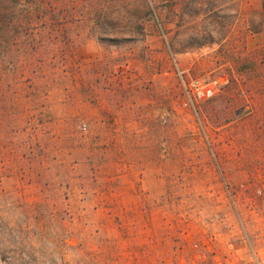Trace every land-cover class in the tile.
<instances>
[{
	"label": "rangeland",
	"instance_id": "374dc122",
	"mask_svg": "<svg viewBox=\"0 0 264 264\" xmlns=\"http://www.w3.org/2000/svg\"><path fill=\"white\" fill-rule=\"evenodd\" d=\"M12 6L24 26L0 47V264H193L194 243L226 252L244 232L264 255L262 0ZM194 79L217 95L202 124L184 106Z\"/></svg>",
	"mask_w": 264,
	"mask_h": 264
},
{
	"label": "built area",
	"instance_id": "2783aa9c",
	"mask_svg": "<svg viewBox=\"0 0 264 264\" xmlns=\"http://www.w3.org/2000/svg\"><path fill=\"white\" fill-rule=\"evenodd\" d=\"M183 84L187 97L185 107L195 108L196 104L214 95L213 90L208 88L211 83L194 79L189 84L183 81ZM193 248L197 253L196 262L193 264H264V255L258 251L246 232L241 237L239 246L229 244L226 252L219 251L216 246L211 247L199 242L194 243ZM181 264L187 262L182 261Z\"/></svg>",
	"mask_w": 264,
	"mask_h": 264
},
{
	"label": "trees",
	"instance_id": "16d2710c",
	"mask_svg": "<svg viewBox=\"0 0 264 264\" xmlns=\"http://www.w3.org/2000/svg\"><path fill=\"white\" fill-rule=\"evenodd\" d=\"M11 1L12 0H0V5L4 6V4L11 2ZM9 4L6 6V8L10 7ZM262 6H263V11H264V0H262ZM16 10H17L16 6L15 7L12 6L7 13H5V12L3 13L0 10V47L4 46V45H2V42H3V38L5 35H6V40H7L5 43H7V42L13 40L15 38L17 32L19 31L20 27L24 26V23L22 20H21L22 23L19 22ZM6 11H7V9H6ZM102 17H103L102 13L98 15V17L96 19V25L101 24ZM134 26H137V24H134ZM134 26L132 25L131 28H134ZM140 34H143V33H142V28L139 25L135 30L130 31V33L128 34L129 37H125V39H123V40L134 41V40H136V38L138 36H140ZM126 38H128V39H126ZM99 40L101 42H111L113 44H119L121 42V39H119L118 37L111 38V37L100 36ZM13 42H14V40H13ZM226 85L220 87V90H222L223 88H226L225 87ZM260 86L261 87H257V85H256L255 91H262L264 93V85H260ZM215 96H217V95L215 94L212 97H210L209 99H207L205 101H201L198 104H196L195 109H196V115L199 118V120H198L199 123L202 124V121H201L202 120V118H201V113H202L201 106H202V104H204L207 101L209 102L210 100L215 98ZM262 100H263V105H264V97H262Z\"/></svg>",
	"mask_w": 264,
	"mask_h": 264
},
{
	"label": "water",
	"instance_id": "95a60500",
	"mask_svg": "<svg viewBox=\"0 0 264 264\" xmlns=\"http://www.w3.org/2000/svg\"><path fill=\"white\" fill-rule=\"evenodd\" d=\"M247 111L246 109H242L236 113V115L239 117L241 114H245Z\"/></svg>",
	"mask_w": 264,
	"mask_h": 264
}]
</instances>
